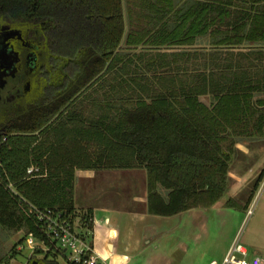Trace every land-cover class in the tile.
<instances>
[{"label": "trees", "instance_id": "trees-1", "mask_svg": "<svg viewBox=\"0 0 264 264\" xmlns=\"http://www.w3.org/2000/svg\"><path fill=\"white\" fill-rule=\"evenodd\" d=\"M6 23L41 62L31 95L0 111V228L48 243L32 205L87 235L77 169L144 168L153 214L213 205L237 144L264 138V0H0Z\"/></svg>", "mask_w": 264, "mask_h": 264}, {"label": "crops", "instance_id": "crops-1", "mask_svg": "<svg viewBox=\"0 0 264 264\" xmlns=\"http://www.w3.org/2000/svg\"><path fill=\"white\" fill-rule=\"evenodd\" d=\"M241 146L235 154L254 152ZM259 154L257 165L231 161L225 198L173 215L148 212L144 168L77 169L75 206L91 210L93 251L107 264H219L239 235L248 255L264 261V173L255 186L264 151ZM228 198L237 205H227Z\"/></svg>", "mask_w": 264, "mask_h": 264}, {"label": "built area", "instance_id": "built-area-1", "mask_svg": "<svg viewBox=\"0 0 264 264\" xmlns=\"http://www.w3.org/2000/svg\"><path fill=\"white\" fill-rule=\"evenodd\" d=\"M39 173V167L31 165L27 168L26 174L34 175ZM251 212V209L248 213ZM28 215H33L40 222V229L48 238V243L43 239H38L31 233L26 237V244L29 247L40 245L45 251H57L69 264H107L94 251L92 244L83 234L78 226V219H71L70 216L50 209L40 210L32 205L26 208ZM247 248L240 241L237 235L230 244L226 254L219 264H264V261L254 256L247 259ZM210 264H216L211 262Z\"/></svg>", "mask_w": 264, "mask_h": 264}, {"label": "flooded vegetation", "instance_id": "flooded-vegetation-1", "mask_svg": "<svg viewBox=\"0 0 264 264\" xmlns=\"http://www.w3.org/2000/svg\"><path fill=\"white\" fill-rule=\"evenodd\" d=\"M8 29L2 34L0 55L4 50H10L15 52L16 59L15 63H8L0 57V111L31 95L35 73L41 62L35 37L13 26Z\"/></svg>", "mask_w": 264, "mask_h": 264}, {"label": "rangeland", "instance_id": "rangeland-1", "mask_svg": "<svg viewBox=\"0 0 264 264\" xmlns=\"http://www.w3.org/2000/svg\"><path fill=\"white\" fill-rule=\"evenodd\" d=\"M3 27L0 24V41L3 39L2 34L9 30L8 28L11 26L6 23L3 24ZM0 57L8 63H15V52L13 53L10 50H4ZM206 100L208 99L206 98L205 101ZM241 145L242 149L245 148L244 145L248 147H254V152H247L245 157H241L239 153L234 154V162L249 163L251 166H253V164L257 165L263 160L261 159L263 155L260 156L259 153L264 151V138L257 140H245L241 142ZM225 197L226 194L223 195L222 199ZM77 219L78 217L75 218V222H77ZM79 228H81L80 225ZM27 236L28 234L25 236V232L23 230L12 231L0 228V264H30L32 259H38L40 256L45 254V252H48L42 249L40 245L29 247L26 244ZM18 246L21 247V249H18ZM37 250L40 251L37 252ZM30 253L31 255L29 257ZM250 258L251 255H248L247 259ZM57 262L58 264H66L65 258L61 255L57 257Z\"/></svg>", "mask_w": 264, "mask_h": 264}, {"label": "water", "instance_id": "water-1", "mask_svg": "<svg viewBox=\"0 0 264 264\" xmlns=\"http://www.w3.org/2000/svg\"><path fill=\"white\" fill-rule=\"evenodd\" d=\"M2 49V47L0 46V50Z\"/></svg>", "mask_w": 264, "mask_h": 264}]
</instances>
